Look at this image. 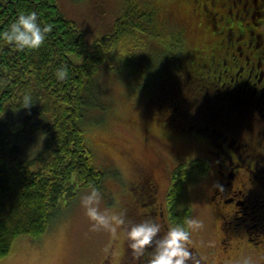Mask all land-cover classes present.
Listing matches in <instances>:
<instances>
[{
  "label": "trees",
  "instance_id": "16d2710c",
  "mask_svg": "<svg viewBox=\"0 0 264 264\" xmlns=\"http://www.w3.org/2000/svg\"><path fill=\"white\" fill-rule=\"evenodd\" d=\"M187 4L182 20L187 25L184 36L162 30L166 26L155 17L160 7L156 3L152 12L149 7L142 9L139 4L128 2L117 20L114 36L99 39L90 47L77 24L59 9L57 0H0V30L6 29L20 13L31 11L40 14L42 24L51 25L45 43L37 50L18 51L0 39V258L9 255L19 238L39 241L51 227L61 200H75L92 185L104 191L107 171L95 164L85 144L81 122L90 112L88 97L93 94L95 75L118 41H135L136 48L155 45V51L145 58L146 64L157 59L161 63L163 59L166 61L157 78L158 93L154 101L160 115L157 118L165 122L171 108L167 96L175 107V117L180 118L187 106L181 97L182 88L189 89L184 86L187 80L189 86L201 78L218 80V74L212 75L211 71L214 70L211 54L216 46L215 34H211L199 15L190 11L192 3ZM148 36L152 37L151 41L147 40ZM136 48L133 54H137ZM133 54L130 57L135 60L137 57ZM61 66L68 68L64 80L56 76ZM223 68L228 70V67ZM172 74H177L180 80L174 83L175 100L169 80ZM223 90L221 88L218 96L219 102L196 98L188 101L189 106L205 113L221 108L219 122L225 128L223 131L235 130L233 136L245 139L249 133L247 112L251 108L246 92L238 90L235 96L231 93V100V95L229 98ZM26 95L30 96L29 106L24 100ZM197 96L203 98L202 92ZM230 107H233L235 120L224 117L230 114ZM195 162L202 163L199 166L208 171L205 162ZM191 166L186 164L173 170L170 191L173 224L191 216L187 188L190 182L204 175ZM126 188L127 191L129 184ZM128 199L129 204L122 213L128 220L139 222L142 218L134 220L131 197ZM151 256L150 247L143 255L134 256L125 238L119 263L148 264Z\"/></svg>",
  "mask_w": 264,
  "mask_h": 264
},
{
  "label": "flooded vegetation",
  "instance_id": "af4514ba",
  "mask_svg": "<svg viewBox=\"0 0 264 264\" xmlns=\"http://www.w3.org/2000/svg\"><path fill=\"white\" fill-rule=\"evenodd\" d=\"M191 3L190 11L204 22L216 25L213 38L216 46L211 54L214 70L211 71L214 72L212 75L218 74V80L201 78L194 80L193 86H189L187 80L184 86L189 89L182 86L181 96L187 106L180 118L175 117V107L171 97L167 96L171 102L169 118L165 119L166 122L154 118L160 128L156 138L165 148L162 151L151 149L153 153L150 151L159 169L141 166L134 179L129 181L125 196L131 197L133 209L130 210L134 220L149 216L156 218L162 231H166L173 224L170 214L173 170L186 164L195 166L197 173L204 172L198 182L211 177L205 198L212 213L209 254L224 260L221 264H226L227 260L230 264H240L248 256H252L256 264H264V0H191ZM223 67H228V70ZM177 78V74H172L169 79L173 100L176 98L174 83L180 82ZM221 88L229 98L238 90L247 94L246 100L251 108L247 112L249 133L245 139L233 136L235 130L223 131L225 128L219 122L222 119L221 108L205 113L194 111L195 106L192 109L189 106L188 101L196 98L219 102ZM201 92L203 98L197 96ZM234 114L233 107H230V114L224 117L235 120ZM174 139H181L187 146L192 143L196 150L201 151L195 156L186 154L179 143H173ZM195 160L205 162L208 171ZM190 206L192 209L191 203ZM249 208L251 214L242 211ZM241 212L243 215L238 216ZM255 220L258 224L253 223ZM191 247L198 253L202 264H210L198 249ZM110 254L99 264H111Z\"/></svg>",
  "mask_w": 264,
  "mask_h": 264
},
{
  "label": "rangeland",
  "instance_id": "374dc122",
  "mask_svg": "<svg viewBox=\"0 0 264 264\" xmlns=\"http://www.w3.org/2000/svg\"><path fill=\"white\" fill-rule=\"evenodd\" d=\"M127 2L139 4L142 9L149 7L152 12L151 8L156 3L160 7L155 17L166 26L162 30L173 35H186L184 28L187 25L182 20L190 0H57V5L69 20L77 24L92 47L97 40L114 36L117 20ZM175 21L177 28L173 25ZM205 25L211 34H216L215 24L207 25L205 22ZM199 35L202 36L201 31ZM146 38L151 41L152 37ZM135 43L120 40L108 54L95 75L93 94L88 97L90 112L81 122L85 144L92 152L95 164L107 171L100 207L110 213L126 210L129 196H125V189L129 181L134 179L141 166L159 169L151 149L162 151L165 148L156 138L160 128L154 118L160 115L156 112L154 101L158 93L157 78L162 72L161 65L166 61L163 59L161 63L157 59L146 64L145 58L155 51L156 46L136 48ZM134 47L137 54H133ZM131 54L137 58L133 60ZM173 143H179L178 146L186 154L195 156L201 151L196 150L192 143L183 145L181 139H174ZM210 179L189 183L191 216L202 221L200 229L192 234L191 245L210 264H221L224 260L216 254V257L209 254L212 213L205 198ZM86 191H82L75 200H61L46 234L37 242L17 239L9 255L0 258V264H99L109 253L111 264H118L125 248V235L121 231L118 237H114L108 230L90 229L91 222L80 204V196ZM242 211L251 214V208ZM242 215V212L238 214ZM253 223L258 224L256 220ZM226 264H230L229 260Z\"/></svg>",
  "mask_w": 264,
  "mask_h": 264
},
{
  "label": "clouds",
  "instance_id": "9594fccd",
  "mask_svg": "<svg viewBox=\"0 0 264 264\" xmlns=\"http://www.w3.org/2000/svg\"><path fill=\"white\" fill-rule=\"evenodd\" d=\"M50 31L51 25L42 24L39 13L22 12L6 29L0 30V39L18 51H32L45 43ZM56 76L60 80L66 79L68 68L61 66L56 70ZM24 100L29 102V106L30 96L26 95ZM101 199L102 192L95 185L80 196V204L91 222V230L105 229L114 237L123 231L134 256L143 255L151 247L152 256L148 264H202L198 253L191 247L193 232L202 226V221L196 216H186L182 222L172 224L166 231H162L158 219L147 217L139 222L130 221L125 213H110L102 209ZM240 264H256V261L248 256Z\"/></svg>",
  "mask_w": 264,
  "mask_h": 264
},
{
  "label": "bare ground",
  "instance_id": "6f19581e",
  "mask_svg": "<svg viewBox=\"0 0 264 264\" xmlns=\"http://www.w3.org/2000/svg\"><path fill=\"white\" fill-rule=\"evenodd\" d=\"M128 3V2H127ZM214 5V4H213ZM206 6V5H205ZM207 8V7H206ZM208 10V9H207ZM185 47V46H184ZM253 54V53H252ZM258 54V53H257ZM170 59V58H169ZM172 59V58H171ZM173 60V59H172ZM171 60V61H172ZM256 60V59H255ZM169 61V60H168ZM98 69V68H97ZM97 71V70H96ZM98 74V73H97ZM96 77V76H95ZM84 93V92H83ZM93 98V97H92ZM166 100V99H165ZM93 102V101H92ZM44 117V116H43ZM196 128V127H195ZM209 130V129H208ZM205 134V133H204ZM233 142V141H232ZM217 143V142H216ZM226 143V142H225ZM215 144V143H214ZM221 150V149H220ZM226 151V150H225ZM216 152V151H215ZM228 152V151H227ZM227 155V154H226ZM13 156H15V155H13ZM13 158V157H12ZM232 158V157H231ZM20 159H21V157H20ZM23 159V158H22ZM195 159V158H194ZM205 159V158H204ZM25 161V160H24ZM12 162V161H11ZM28 162V161H27ZM35 162V161H34ZM32 163V162H31ZM223 163V162H222ZM26 164V163H25ZM15 165V164H14ZM175 165V164H174ZM17 166V165H16ZM212 166V165H211ZM44 168V167H43ZM215 169V168H214ZM211 172V171H210ZM11 173V172H10ZM47 177V176H46ZM63 181V180H62ZM71 184V183H70ZM61 185H63V184H61ZM195 185V184H194ZM64 189V188H63ZM74 189V188H73ZM71 191V190H70ZM78 192V191H77ZM81 193V192H80ZM79 194V193H78ZM68 197V196H67ZM71 197V196H70ZM26 235V234H25ZM23 236V235H22Z\"/></svg>",
  "mask_w": 264,
  "mask_h": 264
}]
</instances>
